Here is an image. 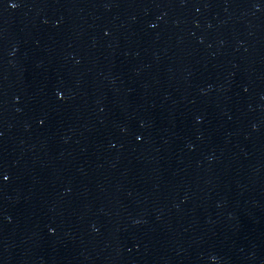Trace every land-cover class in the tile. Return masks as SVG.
<instances>
[{"label": "water", "instance_id": "95a60500", "mask_svg": "<svg viewBox=\"0 0 264 264\" xmlns=\"http://www.w3.org/2000/svg\"><path fill=\"white\" fill-rule=\"evenodd\" d=\"M0 264H264V0H0Z\"/></svg>", "mask_w": 264, "mask_h": 264}]
</instances>
